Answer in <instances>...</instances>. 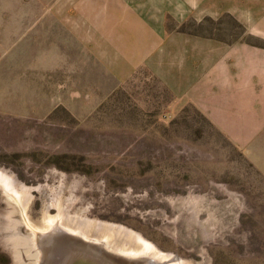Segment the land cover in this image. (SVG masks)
<instances>
[{
    "label": "rangeland",
    "instance_id": "1",
    "mask_svg": "<svg viewBox=\"0 0 264 264\" xmlns=\"http://www.w3.org/2000/svg\"><path fill=\"white\" fill-rule=\"evenodd\" d=\"M53 1L0 0L5 24L15 13L19 26L35 19L34 36L26 31L0 59V169L29 188L30 218L56 194L70 212L140 233L172 262L264 264V170L218 116L178 105L145 69L119 82L85 47H64L58 26L43 22L58 14L44 9ZM227 8L177 29L226 45L228 76L237 60L264 83V0ZM243 113L246 147L264 150V91L246 96ZM12 213L0 195V264H29Z\"/></svg>",
    "mask_w": 264,
    "mask_h": 264
},
{
    "label": "crops",
    "instance_id": "2",
    "mask_svg": "<svg viewBox=\"0 0 264 264\" xmlns=\"http://www.w3.org/2000/svg\"><path fill=\"white\" fill-rule=\"evenodd\" d=\"M44 9L58 12L43 22L58 26L64 47L68 39L85 47L119 82L138 68L145 69L174 93L178 105L190 104L214 122L218 116L219 126L264 170V150L255 153L246 147L251 126L242 122L244 113L240 116L246 96L252 99L253 91H264V83L254 82L252 70L244 74L237 60L228 76L226 45L177 29L189 19L220 17L228 10L227 0H54ZM3 16L0 4V59L26 31L28 39L30 33L35 34L34 18L23 27L18 24V13L9 25ZM212 47L218 49L213 54Z\"/></svg>",
    "mask_w": 264,
    "mask_h": 264
},
{
    "label": "bare ground",
    "instance_id": "3",
    "mask_svg": "<svg viewBox=\"0 0 264 264\" xmlns=\"http://www.w3.org/2000/svg\"><path fill=\"white\" fill-rule=\"evenodd\" d=\"M19 182L6 170L0 169V191L15 205L17 221L24 223L30 231L24 240L32 264H63V261L54 259L65 256L69 251L66 257L72 252L78 253L84 257V264L92 256L97 257L101 264H186V260L181 259L172 262L168 253L125 226L70 212V201L60 195L50 197L39 221L35 222L28 212L30 190ZM49 206L55 207L53 214L49 212ZM192 214H196V210ZM71 264L78 263L72 260Z\"/></svg>",
    "mask_w": 264,
    "mask_h": 264
},
{
    "label": "water",
    "instance_id": "4",
    "mask_svg": "<svg viewBox=\"0 0 264 264\" xmlns=\"http://www.w3.org/2000/svg\"><path fill=\"white\" fill-rule=\"evenodd\" d=\"M0 195H1V197L3 198V199H5V201H6V203L9 205V208L11 209V211L13 212L12 214H9V217H11V219H12V222L14 223V225H15V227L14 228H16L17 226H18V224H20V225H22L24 228H25V230H26V232H27V236H29V234H30V231H29V229H28V227L24 224V223H22V222H18L17 221V218H16V214H14L15 213V211H14V207H15V205L11 202V201H9L7 198H6V196H5V194H3V193H1V191H0ZM53 209L55 210V207H53ZM54 212V211H53ZM53 212H51V214H53ZM14 240H15V238H14ZM78 240V239H77ZM80 241V240H79ZM26 248H27V244L25 243V241L23 242V244L21 245V249L22 250H24V251H26ZM41 251H42V247H41V245H39V247H38ZM71 251H69L68 253H70ZM67 253V254H68ZM48 254H51V253H49L48 252ZM67 254H65V256L64 255H62V256H59V258H56V259H54L55 261L57 260H59V261H63V264H65V261L66 260H69L68 261V264H71L72 263V260L73 261H75L76 260V263H78V264H84V261H83V256L82 255H80V254H76L75 252H72L71 253V255H69V256H67L66 257V255ZM48 256H50V255H48ZM64 257H66V258H64ZM118 259H120L121 260V258L120 257H117ZM30 259V258H29ZM89 261L87 262V264H101L98 260H97V257H95V256H92V257H89V259H88ZM30 262H29V264H32V262H31V260H29Z\"/></svg>",
    "mask_w": 264,
    "mask_h": 264
}]
</instances>
